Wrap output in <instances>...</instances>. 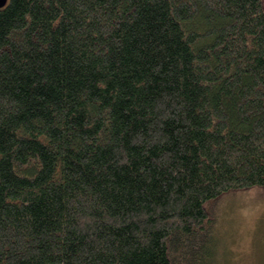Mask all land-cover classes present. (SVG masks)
Returning <instances> with one entry per match:
<instances>
[{"label":"trees","instance_id":"obj_1","mask_svg":"<svg viewBox=\"0 0 264 264\" xmlns=\"http://www.w3.org/2000/svg\"><path fill=\"white\" fill-rule=\"evenodd\" d=\"M253 185L263 0L0 7V264H189Z\"/></svg>","mask_w":264,"mask_h":264},{"label":"rangeland","instance_id":"obj_2","mask_svg":"<svg viewBox=\"0 0 264 264\" xmlns=\"http://www.w3.org/2000/svg\"><path fill=\"white\" fill-rule=\"evenodd\" d=\"M206 206L204 244L189 264H264V188L232 190Z\"/></svg>","mask_w":264,"mask_h":264},{"label":"water","instance_id":"obj_3","mask_svg":"<svg viewBox=\"0 0 264 264\" xmlns=\"http://www.w3.org/2000/svg\"><path fill=\"white\" fill-rule=\"evenodd\" d=\"M8 0H0V7H3L7 4Z\"/></svg>","mask_w":264,"mask_h":264}]
</instances>
